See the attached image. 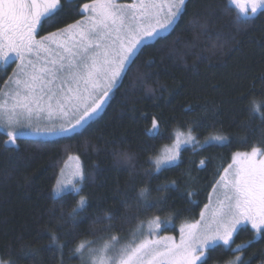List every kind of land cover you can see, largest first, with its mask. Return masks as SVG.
Here are the masks:
<instances>
[{"label": "trees", "instance_id": "obj_1", "mask_svg": "<svg viewBox=\"0 0 264 264\" xmlns=\"http://www.w3.org/2000/svg\"><path fill=\"white\" fill-rule=\"evenodd\" d=\"M89 2L61 0L41 35L82 19L77 9ZM242 19L230 0H186L176 24L142 47L82 129L63 138H20L16 146L0 131V264H80L74 250L81 242L129 237L139 221L125 217L146 221L161 215L171 221L162 233L173 235L200 218L234 154L264 148V121L251 110L254 102L264 112V14ZM10 72L0 68V88ZM153 118L160 125L156 137L149 131ZM188 127L199 144L183 148L177 165L155 172L150 158ZM218 134L226 141L200 147ZM123 153L132 159L124 160ZM71 156L83 165L81 193L55 197L56 180ZM172 181L178 190L157 191ZM145 187L151 201L166 202L146 210L137 201ZM81 195L87 207L73 219ZM108 215L115 219L96 222ZM108 223L115 233L106 231ZM237 244L245 245L239 250L244 264H264V233L249 225L237 230L232 246L219 245L208 264H235L231 248Z\"/></svg>", "mask_w": 264, "mask_h": 264}, {"label": "snow or ice", "instance_id": "obj_2", "mask_svg": "<svg viewBox=\"0 0 264 264\" xmlns=\"http://www.w3.org/2000/svg\"><path fill=\"white\" fill-rule=\"evenodd\" d=\"M230 3L239 9L242 23L257 13L264 14V0H230ZM185 4L186 0H134L128 4L120 0H91L77 9L82 19L41 35L44 25L58 15L61 0H0V63L18 61L17 70L0 88V128H6L8 142L15 144L23 132L21 126L41 133V122L43 134L48 135L82 129L102 110L109 93L142 47L175 24ZM251 110L264 121L259 105L253 102ZM149 131L153 137L160 135L155 118ZM226 139L222 134L214 135L200 147ZM194 142L199 144L192 127L177 131L172 146L150 158L155 172L177 165L181 146ZM120 155L124 160L132 159L127 153ZM199 164L203 167L204 160ZM85 179L79 165L70 175L62 170L56 180L55 196L63 198L73 191L80 195L77 185H82ZM173 190H178L175 181L157 189ZM212 194L215 200L209 197L200 220L181 225L179 243L173 236L161 234V228L168 230L171 221L161 220V215L146 221L134 216L124 218L139 221L126 239L111 234L99 246L81 242L74 251L80 255L82 264H208L220 244L233 245L241 224H250L257 234L264 233V148L253 146L251 151L236 152L232 164L215 181ZM137 201L146 210L166 202L151 201L147 187L140 189ZM86 207L87 200L81 195L72 209V218L79 217ZM114 219L108 215L106 221L96 222ZM106 231L115 233L110 223ZM154 236L157 238L153 239ZM51 239L58 240L55 235ZM244 248V244L231 248L235 264H244L239 251Z\"/></svg>", "mask_w": 264, "mask_h": 264}, {"label": "rangeland", "instance_id": "obj_3", "mask_svg": "<svg viewBox=\"0 0 264 264\" xmlns=\"http://www.w3.org/2000/svg\"><path fill=\"white\" fill-rule=\"evenodd\" d=\"M120 2L121 3H125V4H128V3H133L134 2V0H120ZM241 2H243V0H241ZM231 4V3H230ZM233 6V5H232ZM235 7V6H234ZM238 11H239V9L237 8V7H235ZM240 13V12H239ZM241 14V13H240ZM241 16H242V14H241ZM178 20V19H177ZM177 20H176V22H177ZM176 22H175V24H176ZM174 24V25H175ZM173 25V26H174ZM172 26V27H173ZM37 38H39V37H37ZM147 43H149V41L147 42ZM18 63V61L17 62H9V64H7V65H5V64H3V63H0V68L1 69H7V68H9V67H11V72H10V76L12 75V73H13V71H16L17 69H16V64ZM124 75V74H123ZM123 77V76H122ZM122 79V78H121ZM121 79L119 80V82H118V84L120 83V81H121ZM118 84H117V86H118ZM116 86V87H117ZM115 87V88H116ZM115 88L109 93V96L113 93V91L115 90ZM109 96H108V98H109ZM40 126H41V133H36L35 131H33V128L32 127H28V126H21V127H23V132H22V134L17 138V140L18 139H20V138H28V137H31V136H36V137H45V138H49V137H51V136H53V135H48V134H43L44 133V124L41 122V124H40ZM0 131L1 132H4L5 134H6V128H0ZM17 140H16V142H15V144H12V143H9L8 142V140H7V144L9 145V146H16L17 145ZM194 144H195V142H194ZM194 144H188V145H182L181 146V151H182V149L183 148H186V147H189V146H194ZM196 145V144H195ZM172 146V144L171 145H169V146H166V147H171ZM164 149V148H163ZM162 149V150H163ZM162 150H161V152L159 153V154H161L162 153ZM233 162V161H232ZM232 164V163H231ZM77 165H79L80 166V168L83 170V165H82V162H81V160L80 159H78L77 160V156H71L66 162H65V164H64V166H63V168H62V170L64 171V173L66 174V175H70L73 171H75V169H76V167H77ZM84 171V170H83ZM61 173V172H60ZM223 174V172L220 174V175H222ZM59 177H60V175H59ZM58 177V178H59ZM55 186H56V184H55ZM55 186H54V188H55ZM215 186V185H214ZM213 186V187H214ZM77 187H81V185H77ZM74 192V191H73ZM53 193H54V191H53ZM54 196H55V193H54ZM210 196H211V198H212V201H214L215 200V196L212 194V192H211V194H210ZM56 197V196H55ZM210 202V201H209ZM208 202V203H209ZM200 220V218L197 220V221H199ZM197 221H194V222H190V223H195V222H197ZM185 224V223H184ZM169 225V224H168ZM167 225V226H168ZM246 225H249L250 227H251V225L250 224H241L238 228H237V230L241 227V226H246ZM162 228H161V234L162 235H164V236H173L174 238H175V240H176V242L177 243H179V239H180V229H179V232H178V235H173V234H166V233H162ZM255 231V230H254ZM237 232V231H236ZM127 237H120V239L121 240H124V239H126ZM153 239H156L157 237H152ZM234 238V237H233ZM100 243L101 242H98L97 244H95V245H97V246H99L100 245ZM220 245H223V244H220ZM80 264H82V261L80 262Z\"/></svg>", "mask_w": 264, "mask_h": 264}, {"label": "water", "instance_id": "obj_4", "mask_svg": "<svg viewBox=\"0 0 264 264\" xmlns=\"http://www.w3.org/2000/svg\"><path fill=\"white\" fill-rule=\"evenodd\" d=\"M65 136H68V134L58 135L57 138H63Z\"/></svg>", "mask_w": 264, "mask_h": 264}, {"label": "flooded vegetation", "instance_id": "obj_5", "mask_svg": "<svg viewBox=\"0 0 264 264\" xmlns=\"http://www.w3.org/2000/svg\"><path fill=\"white\" fill-rule=\"evenodd\" d=\"M46 18V17H45ZM40 29H38L37 31L39 32Z\"/></svg>", "mask_w": 264, "mask_h": 264}]
</instances>
